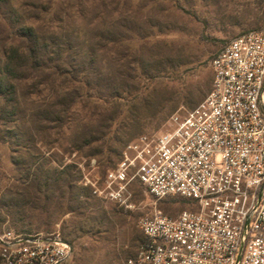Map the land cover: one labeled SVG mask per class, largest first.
I'll use <instances>...</instances> for the list:
<instances>
[{
    "label": "rangeland",
    "instance_id": "374dc122",
    "mask_svg": "<svg viewBox=\"0 0 264 264\" xmlns=\"http://www.w3.org/2000/svg\"><path fill=\"white\" fill-rule=\"evenodd\" d=\"M264 28V0H0V220L56 233L66 264H125L152 199L109 205L82 183L212 87L211 60ZM86 188L87 190L83 189ZM170 215L189 207L162 203Z\"/></svg>",
    "mask_w": 264,
    "mask_h": 264
},
{
    "label": "built area",
    "instance_id": "2783aa9c",
    "mask_svg": "<svg viewBox=\"0 0 264 264\" xmlns=\"http://www.w3.org/2000/svg\"><path fill=\"white\" fill-rule=\"evenodd\" d=\"M212 87L164 129L140 135L104 177L82 183L131 210L137 184L152 199L125 264H264V28L231 40L211 60ZM189 208L170 215L162 203ZM60 234L16 233L0 220V264H66Z\"/></svg>",
    "mask_w": 264,
    "mask_h": 264
},
{
    "label": "trees",
    "instance_id": "16d2710c",
    "mask_svg": "<svg viewBox=\"0 0 264 264\" xmlns=\"http://www.w3.org/2000/svg\"><path fill=\"white\" fill-rule=\"evenodd\" d=\"M14 89V87L12 85L7 84L4 80L0 81V95H7L10 93V91H12ZM123 152L121 151L119 153V159L122 158ZM85 190H87L86 188H83Z\"/></svg>",
    "mask_w": 264,
    "mask_h": 264
}]
</instances>
